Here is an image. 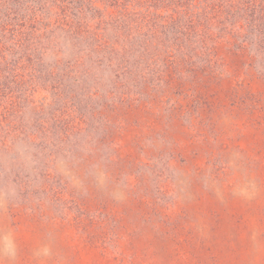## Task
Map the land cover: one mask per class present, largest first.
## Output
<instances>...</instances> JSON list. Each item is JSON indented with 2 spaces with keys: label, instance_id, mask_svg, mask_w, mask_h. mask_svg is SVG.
Here are the masks:
<instances>
[{
  "label": "rangeland",
  "instance_id": "obj_1",
  "mask_svg": "<svg viewBox=\"0 0 264 264\" xmlns=\"http://www.w3.org/2000/svg\"><path fill=\"white\" fill-rule=\"evenodd\" d=\"M9 1L0 0V30L3 22L17 30L20 9ZM5 36L13 48L2 58L12 64L19 53ZM257 46L252 37L245 49L221 47L220 73L169 78L158 91L101 105L99 128L55 146L33 112L55 105L49 87L23 92L25 103L17 89L4 91L0 136L29 117L45 148L0 144V264H264Z\"/></svg>",
  "mask_w": 264,
  "mask_h": 264
},
{
  "label": "trees",
  "instance_id": "obj_2",
  "mask_svg": "<svg viewBox=\"0 0 264 264\" xmlns=\"http://www.w3.org/2000/svg\"><path fill=\"white\" fill-rule=\"evenodd\" d=\"M11 1L13 12L20 9L17 30L3 22L0 37L15 38L13 53L19 54L12 64L4 62L13 47L0 42V71L7 74L0 95L17 89L25 103L23 92L32 96L49 87L55 105L48 101L33 112L52 146L65 134L99 128L101 105L158 91L169 78L220 73L221 47L245 49L253 37L264 56V0ZM26 120L1 126L0 144L8 148L13 140L44 149L35 141L33 121Z\"/></svg>",
  "mask_w": 264,
  "mask_h": 264
}]
</instances>
